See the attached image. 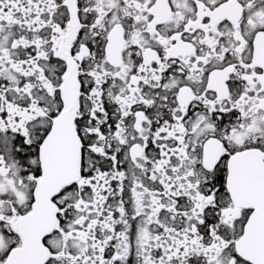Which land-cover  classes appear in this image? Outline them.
Wrapping results in <instances>:
<instances>
[{
    "label": "snow or ice",
    "instance_id": "snow-or-ice-1",
    "mask_svg": "<svg viewBox=\"0 0 264 264\" xmlns=\"http://www.w3.org/2000/svg\"><path fill=\"white\" fill-rule=\"evenodd\" d=\"M0 264H264V0H0Z\"/></svg>",
    "mask_w": 264,
    "mask_h": 264
}]
</instances>
